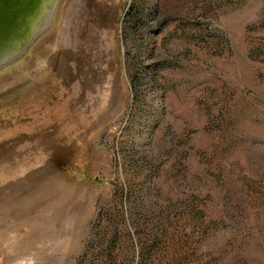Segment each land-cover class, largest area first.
Instances as JSON below:
<instances>
[{"label": "rangeland", "instance_id": "1", "mask_svg": "<svg viewBox=\"0 0 264 264\" xmlns=\"http://www.w3.org/2000/svg\"><path fill=\"white\" fill-rule=\"evenodd\" d=\"M0 264H264V0H57L0 68Z\"/></svg>", "mask_w": 264, "mask_h": 264}, {"label": "water", "instance_id": "2", "mask_svg": "<svg viewBox=\"0 0 264 264\" xmlns=\"http://www.w3.org/2000/svg\"><path fill=\"white\" fill-rule=\"evenodd\" d=\"M57 0H0V68L32 45L50 23Z\"/></svg>", "mask_w": 264, "mask_h": 264}]
</instances>
